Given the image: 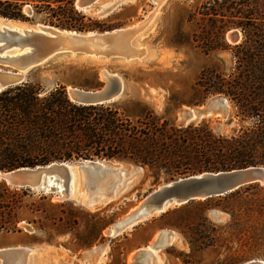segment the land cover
<instances>
[{
	"label": "rangeland",
	"instance_id": "rangeland-1",
	"mask_svg": "<svg viewBox=\"0 0 264 264\" xmlns=\"http://www.w3.org/2000/svg\"><path fill=\"white\" fill-rule=\"evenodd\" d=\"M74 6L92 19L105 20L110 29L136 23L153 12L133 39L134 45L144 48L143 55L133 60L55 55L26 71V81L43 90L58 85H64L66 92L71 87L93 89L102 85L99 72L106 69L124 82V90L115 101L141 99L157 114L164 113L177 124L203 121L215 134L235 135L253 124L254 117L239 115L227 99L225 116L213 112L186 123L181 119V109L197 107L212 96H220L205 95L195 83L197 77L203 67L211 64L230 71L234 62L231 46L244 36L243 29L231 21L245 23L248 32L249 25L262 29L264 0H163L158 5L153 0H120L105 16ZM237 10H247L253 18L245 19L235 13ZM23 12L28 17L21 21L24 25H50L43 14H33L30 5H24ZM231 32L237 34L236 41L230 40ZM95 160L127 169L130 163ZM134 172L132 176L106 172L92 180L94 187L82 190L78 189L83 179L80 174L76 189L66 199L60 198L59 191L27 188L21 201H39V213L22 205L17 212L22 217L17 229L0 231V248L30 247L28 255L35 252L37 256L35 262L34 258L28 259L29 264H240L250 259L264 260V183L244 185L232 191L229 198L221 195L175 205L149 215L133 227L108 234L107 230H114V224L145 195L182 177L167 179L161 175L155 180V175L143 166ZM114 180L120 183L113 198L92 204L82 202V198H95L99 188ZM42 196L45 198L39 199ZM47 201L55 207L47 205ZM44 216L53 217L54 223ZM162 238H166L164 242Z\"/></svg>",
	"mask_w": 264,
	"mask_h": 264
},
{
	"label": "trees",
	"instance_id": "trees-1",
	"mask_svg": "<svg viewBox=\"0 0 264 264\" xmlns=\"http://www.w3.org/2000/svg\"><path fill=\"white\" fill-rule=\"evenodd\" d=\"M24 5L60 28L110 29L105 20L78 11L74 0H0V17L27 21ZM235 13L253 18L247 10ZM231 23L240 26L244 36L231 46L234 62L230 71L217 64L207 65L195 83L205 95H220L234 104L239 115L255 118L238 134H215L203 121L177 124L137 98L82 104L68 97L64 85L43 90L25 81L0 90V170L52 161L117 159L147 168L157 180L161 175L173 179L264 164V24L256 30L249 25L248 32L245 23ZM232 193L222 197L229 198ZM25 194L26 189L10 188L0 181V231L17 229L22 205L39 213L42 203L23 204L21 196ZM45 218L54 223L53 217Z\"/></svg>",
	"mask_w": 264,
	"mask_h": 264
},
{
	"label": "water",
	"instance_id": "water-1",
	"mask_svg": "<svg viewBox=\"0 0 264 264\" xmlns=\"http://www.w3.org/2000/svg\"><path fill=\"white\" fill-rule=\"evenodd\" d=\"M119 1L74 0V4L80 8H89L98 16H105L114 9L115 4ZM153 1L158 5L163 0ZM152 14L153 12L138 22L125 26L85 31L44 24L13 26L8 24L9 18L0 17V90L25 82L24 73L26 71L55 55L117 57L126 60L139 58L143 55L144 48L134 45L133 39L137 32L147 24ZM230 40H237L235 32L230 33ZM99 75L103 80L102 85L93 89L71 87L67 92L68 97L72 101L82 104L115 101L124 90L123 80L117 74L110 73L106 69H102ZM226 108L227 100L224 97L212 96L200 106L181 109V119L188 123L213 112L225 116ZM71 166H76L83 175V179L78 184L80 190L94 187L92 180L106 172L116 170L125 174L128 172V170H124L127 168L115 167L109 162L102 163L95 159H74L0 170V180L19 188H44L48 192L59 191L60 198L66 199L71 195ZM128 168L141 169V166L129 163ZM251 183H264V165L254 164L227 170L202 171L179 177L145 195L131 212L114 224V230L108 229L107 233H115L126 226L133 227L149 215L164 212L169 207L194 199L225 195ZM115 191L110 187L103 198L90 199L88 197L81 200L86 204L103 202L113 198ZM24 227L28 231L31 230V227L27 225ZM30 251L31 248L27 246L0 248V264H28ZM240 264H264V260L250 259Z\"/></svg>",
	"mask_w": 264,
	"mask_h": 264
},
{
	"label": "bare ground",
	"instance_id": "bare-ground-1",
	"mask_svg": "<svg viewBox=\"0 0 264 264\" xmlns=\"http://www.w3.org/2000/svg\"><path fill=\"white\" fill-rule=\"evenodd\" d=\"M160 3V2H159ZM158 4V3H157ZM7 22H8V24H10V25H13V26H22L23 24H22V22H19V21H17V20H13V19H10V20H7ZM230 38V37H229ZM71 89V88H70ZM69 90H67V92H68ZM72 167V170H71V192L70 193H72L73 192V190H75L76 189V186H77V183L79 182V176H80V172H79V170H78V168H76V166H71ZM73 167H74V169H73ZM124 169V168H123ZM138 169H140V168H136V169H124V170H128V174H129V176L131 175H134L135 174V172H134V170H138ZM124 170H122V171H124ZM116 172L117 173H120V175H123V174H121V173H124V172H120L119 170H116ZM126 173V174H127ZM82 175V174H81ZM116 175V174H115ZM82 177H83V175H82ZM103 178V177H102ZM105 178V177H104ZM121 179V178H120ZM115 182H113V183H111V184H108V185H106L105 186V188H99L98 189V195L95 197V198H93V199H96V198H98L99 199V197H105L106 196V193L109 191V188L110 187H112V189H114V191L116 190V188H117V185H119V183H120V180H114ZM117 183V184H116ZM105 190H108L107 192L105 191ZM108 200V199H107ZM113 229V228H112ZM172 233V232H171ZM167 236V235H166ZM166 238H163V240H162V242H164V240H165Z\"/></svg>",
	"mask_w": 264,
	"mask_h": 264
},
{
	"label": "crops",
	"instance_id": "crops-1",
	"mask_svg": "<svg viewBox=\"0 0 264 264\" xmlns=\"http://www.w3.org/2000/svg\"><path fill=\"white\" fill-rule=\"evenodd\" d=\"M36 256H37V255H35V252H34L33 254L29 255V258H28V259H29V260H30V259L32 260V259L34 258L33 260H34V262H35V258H36ZM29 260H28V264H29ZM31 260H30V261H31Z\"/></svg>",
	"mask_w": 264,
	"mask_h": 264
}]
</instances>
